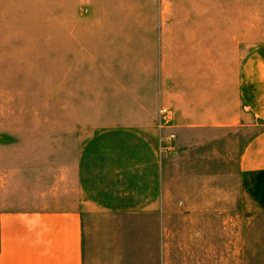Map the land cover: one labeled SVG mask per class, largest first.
<instances>
[{
  "label": "crops",
  "instance_id": "obj_1",
  "mask_svg": "<svg viewBox=\"0 0 264 264\" xmlns=\"http://www.w3.org/2000/svg\"><path fill=\"white\" fill-rule=\"evenodd\" d=\"M140 69L134 114H123V165L79 137L55 157L40 149L22 175L13 150L2 154L0 264H250L255 230L204 188L209 165L223 162V130L237 129L239 184L264 208V47L211 89L171 67Z\"/></svg>",
  "mask_w": 264,
  "mask_h": 264
},
{
  "label": "rangeland",
  "instance_id": "obj_2",
  "mask_svg": "<svg viewBox=\"0 0 264 264\" xmlns=\"http://www.w3.org/2000/svg\"><path fill=\"white\" fill-rule=\"evenodd\" d=\"M263 47L264 0H0V157L13 150L22 175L40 149L55 157L79 137L119 167L140 67H171L177 80L211 89ZM240 135L223 130V162L209 165L204 190L255 230L249 263L264 264V208L238 181Z\"/></svg>",
  "mask_w": 264,
  "mask_h": 264
},
{
  "label": "built area",
  "instance_id": "obj_3",
  "mask_svg": "<svg viewBox=\"0 0 264 264\" xmlns=\"http://www.w3.org/2000/svg\"><path fill=\"white\" fill-rule=\"evenodd\" d=\"M166 113H167V115H168L169 117H171V115H172V111L168 110Z\"/></svg>",
  "mask_w": 264,
  "mask_h": 264
}]
</instances>
